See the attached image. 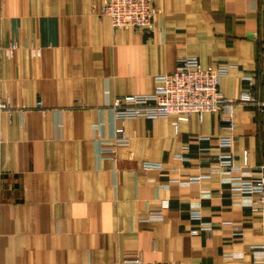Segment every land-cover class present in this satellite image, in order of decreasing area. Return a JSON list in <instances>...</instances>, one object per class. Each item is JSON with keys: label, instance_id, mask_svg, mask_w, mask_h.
Returning <instances> with one entry per match:
<instances>
[{"label": "crops", "instance_id": "1", "mask_svg": "<svg viewBox=\"0 0 264 264\" xmlns=\"http://www.w3.org/2000/svg\"><path fill=\"white\" fill-rule=\"evenodd\" d=\"M103 3L0 0V98L14 108L0 113V264H264V211L235 196L216 157L232 150L250 165L234 175L258 173L263 106L234 104L232 148L223 113L176 127L175 114L123 122L112 106L152 92L185 55L231 64L227 97L254 76L264 100V0H155L148 38L113 28ZM120 125L128 142L104 152ZM197 207L211 233H191Z\"/></svg>", "mask_w": 264, "mask_h": 264}, {"label": "built area", "instance_id": "2", "mask_svg": "<svg viewBox=\"0 0 264 264\" xmlns=\"http://www.w3.org/2000/svg\"><path fill=\"white\" fill-rule=\"evenodd\" d=\"M158 8L155 0H104L100 14L110 17L115 29L132 28L141 32L147 38L155 32V16ZM231 68V64L203 66L196 56H181L177 60L174 70L156 76V85L152 92L117 95L113 101V110L118 119L135 118L140 115L149 117L169 116L175 114L176 127L180 120L189 119L197 113L202 116L205 112H220L222 114L221 128L225 134L220 135L219 142L223 147L232 148L235 142L234 130L236 115L233 111L234 104L254 103L264 105V100L257 97L255 78L252 75L245 76L248 88L238 98L225 96L220 84L221 79ZM38 105H43L38 100ZM13 106L0 98V113L12 111ZM128 137L123 125L116 127V136L113 139L103 140L104 152H111L116 145L125 144ZM225 171L233 176L227 180L235 196L240 198L243 204L250 205L254 210L264 211V164L258 166V173L245 177L242 173L234 175L235 171L242 172L243 167L250 166L246 160L244 165H237L234 161L232 150L221 152L216 156ZM144 168L158 167L160 164L153 161H145ZM198 179V178H192ZM168 200H164L167 206ZM191 216L199 221V226L191 229V233L201 231L211 233L215 223L203 218L201 209L193 208ZM152 219L160 218V212H152ZM243 227L240 224L233 225V234L241 235Z\"/></svg>", "mask_w": 264, "mask_h": 264}, {"label": "trees", "instance_id": "3", "mask_svg": "<svg viewBox=\"0 0 264 264\" xmlns=\"http://www.w3.org/2000/svg\"><path fill=\"white\" fill-rule=\"evenodd\" d=\"M261 85H262V83L259 80H256V92L258 91L259 87H263Z\"/></svg>", "mask_w": 264, "mask_h": 264}, {"label": "water", "instance_id": "4", "mask_svg": "<svg viewBox=\"0 0 264 264\" xmlns=\"http://www.w3.org/2000/svg\"><path fill=\"white\" fill-rule=\"evenodd\" d=\"M262 108H263V114H264V105H263V107H262Z\"/></svg>", "mask_w": 264, "mask_h": 264}]
</instances>
